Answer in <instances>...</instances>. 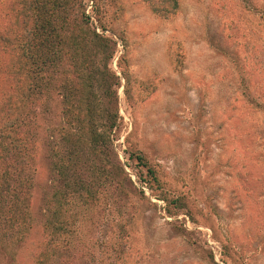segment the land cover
Returning <instances> with one entry per match:
<instances>
[{
	"label": "rangeland",
	"instance_id": "374dc122",
	"mask_svg": "<svg viewBox=\"0 0 264 264\" xmlns=\"http://www.w3.org/2000/svg\"><path fill=\"white\" fill-rule=\"evenodd\" d=\"M10 1L0 0V16ZM175 1L162 15L143 0H82L92 27L116 44L106 61L119 81L110 153L134 194L120 209L106 187L85 217L70 195L64 216L86 222L81 244L95 246L97 262L103 254L100 264L113 263L114 243L126 251L118 264H264V117L242 96L243 79L264 98V0ZM42 109L29 229L0 264H33L53 207L47 154L59 100Z\"/></svg>",
	"mask_w": 264,
	"mask_h": 264
},
{
	"label": "trees",
	"instance_id": "16d2710c",
	"mask_svg": "<svg viewBox=\"0 0 264 264\" xmlns=\"http://www.w3.org/2000/svg\"><path fill=\"white\" fill-rule=\"evenodd\" d=\"M143 1L162 15L176 8L175 0ZM165 1L171 3V9ZM81 3L11 0L0 16V244H5L0 253L21 242L29 229L44 102L56 98L61 108L62 125L47 154L56 184L53 207L44 208V239L33 264L103 262L102 253L96 261L93 244L91 248L81 244L79 234L86 222L65 218L68 198L75 195L85 217L99 206L106 187L120 209L128 202L126 194H134L127 173L110 153V134L118 117L114 88L119 81L106 61L112 58L116 44L96 32ZM242 85L249 109L264 117V98L259 101L256 90L243 79ZM260 129L263 139L259 147L264 156V122ZM131 156L147 167L142 156ZM259 162L264 165V159ZM147 172L155 182V172L151 168ZM124 228L115 224L116 233ZM116 246L106 247L113 258L108 264L124 259L126 251Z\"/></svg>",
	"mask_w": 264,
	"mask_h": 264
}]
</instances>
